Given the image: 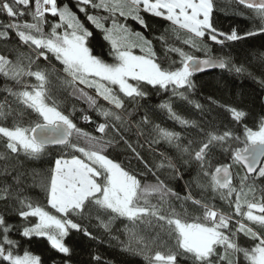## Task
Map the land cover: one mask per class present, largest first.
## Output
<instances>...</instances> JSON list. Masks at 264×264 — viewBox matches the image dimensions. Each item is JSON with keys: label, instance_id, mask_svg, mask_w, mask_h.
Returning <instances> with one entry per match:
<instances>
[{"label": "snow or ice", "instance_id": "6c2138e0", "mask_svg": "<svg viewBox=\"0 0 264 264\" xmlns=\"http://www.w3.org/2000/svg\"><path fill=\"white\" fill-rule=\"evenodd\" d=\"M235 2L252 12L259 22L257 27L243 34L236 28L227 33L220 31L213 22L216 0H75L77 11L68 3L61 6L58 0H0V14L11 21L0 23V41L7 42L10 32L19 41L18 46L7 49V54L0 53V75L15 84L6 85L4 91L18 105L14 108L7 97L0 101V140L4 148L0 161H5L0 175L11 177V183L5 180L0 186V201H8V207L21 219L19 226L9 224L0 213V264H43L40 255L27 248L21 250L20 241L10 237L17 228L23 238H46L53 250L66 257L52 264H71L72 248L67 238L76 231L96 239L85 224L93 218L109 234L114 221L126 219L129 223L124 226V233L128 239L122 242L123 250L142 256L146 264H264V185L257 184L264 180V120L257 130L245 127L244 146L234 148L231 142H239L240 136L228 130L205 131L195 120L178 114L173 102L184 101L203 110V105L190 99L196 89L195 74L209 68L238 74L245 71L230 56H212L204 43L207 38L223 46L264 34V0ZM77 12L101 34L110 60L94 54L90 45L95 32ZM145 14L169 22L170 27L156 37L163 56L157 55L152 39L127 24L132 19L148 30ZM173 37L204 53L203 58L170 43ZM49 55L60 62L65 75L50 65L39 66L41 59L49 60ZM52 75L104 118L95 128L100 135L78 127L70 114L61 110L49 87ZM149 86L171 93L157 108L180 125L197 127L203 134L202 140L190 139L183 144L180 132L152 124L147 112L136 123L137 128L152 124L151 144L163 140L174 145L181 167L196 165V175L186 185L201 189L200 199L194 198L191 191L181 197L155 173V183L142 182L138 173L108 155L110 149L123 142L134 158L143 162L140 153L121 134L130 130L121 113L126 109V100L134 103V110L138 108L139 102L149 96L145 90ZM100 98L109 107L100 104ZM221 107L237 122L247 115L234 106ZM28 110L37 119L25 125ZM83 119L93 122L89 115ZM9 120L11 124L7 125ZM49 146H63L71 154L58 156L47 177L40 181L46 195V205H42L24 194L23 174L12 175L7 161L21 153L39 158ZM214 149L227 154L229 162L214 165ZM164 159L166 163L162 161L156 167L167 168L182 179L173 159ZM234 167L241 169L242 174H234ZM237 176L238 184L234 183ZM208 191L218 195L232 211L225 213L210 201L205 202L204 193ZM188 202L200 213L193 214L186 207ZM234 217L239 219L234 221ZM241 235L250 241V246L240 245ZM92 259L96 264H110L102 261L100 255Z\"/></svg>", "mask_w": 264, "mask_h": 264}, {"label": "trees", "instance_id": "16d2710c", "mask_svg": "<svg viewBox=\"0 0 264 264\" xmlns=\"http://www.w3.org/2000/svg\"><path fill=\"white\" fill-rule=\"evenodd\" d=\"M61 6L64 3H68L75 8V0H58ZM80 19L92 29V26L87 22L85 16L82 13L77 12ZM145 18L150 28L145 30L136 21L132 19L127 20V24L137 31H142L144 34L153 40V45L158 56H163L164 51L161 44L156 37L164 33L165 29L170 27L169 22L162 18L153 17L150 14H145ZM24 20H28V17H24ZM50 20L54 19L49 17ZM10 19L5 14H0V23H9ZM214 26L220 31L230 32L233 28H236L238 32L249 31L257 27L258 21L254 18L252 12L235 2V0H216V9L213 13ZM95 32V39L91 43L94 54L101 55L104 59L110 60L107 56V44L102 40L101 34L92 29ZM263 36H256L255 38H246L240 41L226 42L223 46L211 42L205 38L204 43L208 44L210 48V54L212 56H230L232 61L237 66H243L245 71L241 73H235L234 71H228L224 69H215L214 71L197 73L193 79L196 83V89L190 94V99L199 102L203 105V110L196 109L192 104L184 101H178L174 99V109L178 114L183 117L195 120L197 124L208 130H216L223 132L225 130L232 131L234 135L241 137L239 142H231L232 147L244 146V129L245 127L253 128L257 130L261 121L264 120V39ZM170 43H175V46L184 47L185 51H191L193 55L203 58L204 53L198 52L184 46L179 41H176L173 37ZM19 41L14 32H10V39L0 41V53L7 54V49L13 46H18ZM21 50L27 51L26 48ZM139 54V53H138ZM174 60H179V57L175 54H170ZM54 67L60 75H65L62 72V65L59 61L49 55V60H40V67ZM51 84L49 87L52 89L53 98L59 101L61 110L65 114H70L73 121L78 127L85 131L92 132L94 135H100L95 131L96 124L103 122L104 118L99 116L95 110L89 108L88 104L80 99L78 96L72 94L73 89L68 86H62L57 79L56 75L50 77ZM31 82H35L34 78H31ZM6 85L15 87L13 81L6 80L0 75V101H3L5 97L12 103L14 108L18 105L14 101V98L9 96L4 88ZM79 87L84 88L83 85ZM149 96L139 102L140 106L134 110V103L126 100V109L121 113L125 120L130 125V130L122 132L126 140H128L136 148L137 152L143 157V162L134 158L130 150L127 149L125 144L121 142L115 149H110L108 155L111 158H115L117 161L122 162L124 166L134 173L139 174V178L142 182L155 183V173L165 184L171 188L174 192L178 193L181 197L188 194L191 191L192 195L196 199H200L202 192L201 189L195 187L193 184L191 189L186 185V182L190 181L192 177L196 175V165L184 168L180 166L178 159L179 152L174 145H170L167 142L161 140L159 143L151 144L152 140V124H160L162 127L169 130L180 132L182 135V143L187 144L188 140H202L203 134L199 131V128L192 126H183L176 121L169 118L166 111L157 108V105L162 101L167 100L171 95L170 91L165 92L160 89H153L150 86L145 89ZM90 94H95L94 90L85 88ZM209 97L212 99L209 100ZM217 101L218 103H212ZM99 103L105 107H109L106 101L102 98L99 99ZM221 105L234 106L238 109L244 110L247 115L242 121H234L231 114ZM132 114L129 115L128 113ZM147 112L152 124L143 125L141 128H137L136 123L140 121L144 114ZM84 115H89L92 118L91 123L86 122L83 119ZM35 114L28 110L25 114V125L36 120ZM11 124V120L7 122V125ZM143 132V135H138L139 132ZM112 132L110 130L109 135ZM119 139V137H117ZM198 146V145H196ZM0 151H4L3 141L0 140ZM71 154L70 149H65L63 146H49L45 154L39 158L33 159L26 157L23 153L19 156H15L7 161L9 171L12 175L16 173H22L21 187L25 189L24 194L31 197L33 201L39 202L42 205H46V195L42 188L39 186L41 180L47 177V174L51 167L54 165V160L60 156H69ZM161 154H164L163 156ZM213 164L228 163L229 157L227 154L218 150H213ZM164 157H170L173 162L177 164L182 179L176 177L174 174H170V170L167 168L158 169L156 165L162 161L166 163ZM5 161H0V172L3 171ZM145 164L147 167H145ZM233 172L241 173L242 170L234 167ZM35 176V180H34ZM7 180L11 183L10 176L0 175V186ZM234 183L238 184V176L234 179ZM258 185H264V180L257 181ZM205 202H211L221 211L228 213L232 209L226 202L221 201L219 196L213 194L211 191L204 193ZM153 199V203H155ZM8 201H0V213L5 215L7 223L19 226L21 219L18 215L12 212L8 207ZM179 204V201H174ZM186 207L193 214H199L200 209L191 205V202L186 204ZM93 211V217L95 216ZM103 215V213H101ZM107 219V217H104ZM239 219L238 217H234ZM129 222L126 219L120 218L114 221L112 225V232L109 234L102 227L99 226V222L93 218L90 221L85 222L89 231L96 237V239H90L81 232L73 231L67 238L68 245L72 248V254L70 257L71 264H96L92 259L94 255H100L102 261L110 262V264H146L142 256L132 255L123 250L122 242H126L128 237L124 233V226ZM143 230V226H141ZM10 237L14 240L20 241L21 250L24 248L29 249L35 254H38L42 258L43 264H52V261H62L66 259L62 254L57 253L51 248L46 238L32 237L31 239L23 238L19 235V230L13 229L10 233ZM119 237V239H114ZM241 246H250V241L243 237L239 238ZM182 264H189V262L182 261Z\"/></svg>", "mask_w": 264, "mask_h": 264}, {"label": "water", "instance_id": "95a60500", "mask_svg": "<svg viewBox=\"0 0 264 264\" xmlns=\"http://www.w3.org/2000/svg\"><path fill=\"white\" fill-rule=\"evenodd\" d=\"M215 69H219V68H209V69L205 70V71H204V72H202V73H205V72H210V71H214Z\"/></svg>", "mask_w": 264, "mask_h": 264}, {"label": "rangeland", "instance_id": "374dc122", "mask_svg": "<svg viewBox=\"0 0 264 264\" xmlns=\"http://www.w3.org/2000/svg\"><path fill=\"white\" fill-rule=\"evenodd\" d=\"M264 34H258V35H256V36H263ZM256 36H253V37H250V39L251 38H255ZM263 39H264V37H263Z\"/></svg>", "mask_w": 264, "mask_h": 264}]
</instances>
